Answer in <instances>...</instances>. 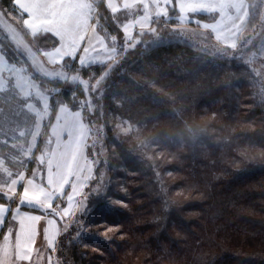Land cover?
<instances>
[{
  "label": "trees",
  "instance_id": "16d2710c",
  "mask_svg": "<svg viewBox=\"0 0 264 264\" xmlns=\"http://www.w3.org/2000/svg\"><path fill=\"white\" fill-rule=\"evenodd\" d=\"M246 1L233 46L210 29L200 34L194 20L213 22L217 12L190 13L185 22L168 8L125 40L118 23H109L116 15L98 4L97 30L119 53L72 71L84 80L105 71L91 102L82 104L72 84L59 92L87 128L78 195L84 192V214L64 230L59 225L60 264H264V0ZM0 7L14 12L33 47L58 46L50 33L29 32L14 0ZM0 52L29 68L27 55L1 32ZM138 138L160 152L156 162Z\"/></svg>",
  "mask_w": 264,
  "mask_h": 264
},
{
  "label": "crops",
  "instance_id": "0c3cea01",
  "mask_svg": "<svg viewBox=\"0 0 264 264\" xmlns=\"http://www.w3.org/2000/svg\"><path fill=\"white\" fill-rule=\"evenodd\" d=\"M100 1L119 19L116 22L120 24V30L125 40L131 39L135 30L147 28L153 17L166 15L170 4L169 0ZM138 3H141V5L137 13ZM175 3L179 18L182 20H184L183 16L185 14L210 12L216 10L217 6L220 5L226 15L231 18V12L234 9L233 4L239 3V0H215L212 2V6L208 5L209 2L207 0H175ZM14 4L25 15L24 23L31 34H37L43 31V28L49 27L48 33L58 40V46L40 53L39 56L40 59L43 58L42 62L53 74L56 73L55 68L69 60H71L74 67H88L106 64L115 56V49L108 48L101 37L102 35L96 31V28L94 29L93 18L96 10H92L91 2L88 0H14ZM26 4L32 5V7L26 10L24 8ZM40 4H46L47 7L39 8L38 10ZM236 16L235 14L231 19H235ZM239 19L242 22L245 16L242 15ZM52 21H55V23H52ZM226 25L230 28L235 27V24L232 23ZM5 61V63H2L0 60V74H3L2 77L4 79V84L0 85V91L2 93L5 92V89L10 84V88L16 91V96L19 97L22 94L21 84H28L30 81L35 85V82L27 79L22 69H18L6 59ZM31 61L34 63V58ZM14 66L21 72L20 74L15 70ZM35 66L47 70L45 67L40 66L38 62H36ZM60 67L64 68L65 66ZM8 73H15L13 78L16 80L10 81V76L6 77ZM15 81L17 82L16 86ZM31 94L33 93L30 92V95L26 96V98L21 96L20 98L0 100V109L6 106V112L5 110L0 111V194L11 193L14 195L16 191L13 188L16 187V190H18L17 187L21 186L18 191H20V194L23 193L24 197L27 199L34 197L39 199L40 203L48 205L54 202L53 195H60L68 191L67 197L69 198V193L70 195H78L84 185L83 172L79 174L77 169L80 162V153L84 147L86 127L80 114L71 113L69 109L64 107L62 111L63 121H65L63 132L59 135H50V147L48 146L47 148V158L42 165V169H48L49 171L47 182L38 180L36 176L33 178L34 176L32 175L28 178L25 173V163L34 164V161L29 162L28 157L29 155L31 156V148L35 147L37 142V139L36 141L32 139L40 138L42 131H44L41 130V127L35 130L32 123L34 121L36 123V120L39 122L46 121V114H44V117L40 114H35L32 102L38 106L40 104L43 107L49 106L47 98H44L43 103L41 101L42 98L34 97ZM30 113H33L35 117L30 115ZM32 117L33 119L31 120L30 118ZM53 118L48 125V132L54 120ZM55 138L57 145L53 147V139ZM60 139L63 140L62 143H59ZM12 171H16L15 174ZM8 186L12 187L11 192L8 190ZM25 193H28V196ZM18 195L19 193L13 196L11 205L8 204V199L5 196H1L0 216L3 211L7 213L15 212L18 207L15 206L14 202L19 199L20 196ZM35 199L31 201L33 202ZM23 210L20 211L22 214L20 216H32L34 224L31 233L34 237L31 241L22 240L23 238L20 240L15 239L12 250L15 254L16 248L22 247L21 256H25L24 248L27 251H31L32 255L37 259L39 250L46 246L36 236L40 234V227L37 225L50 220L47 227V243L54 247L57 243V225L51 217ZM1 223L2 220L0 219V225ZM19 231H21V227H19ZM36 249L37 251L35 252L34 250ZM18 262L17 260V264Z\"/></svg>",
  "mask_w": 264,
  "mask_h": 264
},
{
  "label": "rangeland",
  "instance_id": "374dc122",
  "mask_svg": "<svg viewBox=\"0 0 264 264\" xmlns=\"http://www.w3.org/2000/svg\"><path fill=\"white\" fill-rule=\"evenodd\" d=\"M89 2H91V8L92 10H96V13L94 15L93 21H94V29L96 28V31L100 34V32L97 30V28H99V25H102V18L99 17L98 18V4H101L102 1L100 0H88ZM209 2V6H212V2H214L215 0H207ZM170 4L168 6V8H176V3L175 0H169ZM227 3L231 4L230 2L226 1ZM233 4V3H232ZM141 5V3H138L137 5V13L139 12V6ZM106 6V5H105ZM234 9L231 12V18L232 16H234L235 14L237 15L235 17V19H231L229 18L225 11L221 8L220 6H217L216 10H212L210 12H217L218 16L216 18L215 21L210 22V23H206V22H201V21H196L200 27V34L204 36V30L205 29H211V32L214 36V38L216 40H218L221 43L233 46L236 43V38L237 35L239 33V31L241 30V28L243 27L244 23L246 22V19L248 17V4L246 0H239V3H235L233 4ZM167 8V10H168ZM177 9V8H176ZM209 11L207 12H203V13H210ZM244 15L245 19L244 21H240L239 17ZM97 16V18H96ZM96 18V19H95ZM189 18V14H185L183 16V21L187 22L190 19ZM118 18H115L114 21L112 20L109 23H112L113 25H116V21H118ZM239 22H241L240 24H238ZM228 23H232L235 24V27H228ZM151 24V22H150ZM150 24L147 28L150 27ZM119 28H120V24L118 23ZM108 23L104 26L105 29L108 28ZM21 21L15 17L14 12H12L9 8H5V7H0V32L2 34H4L7 39L10 41V43L12 45H15L16 48L19 49V51L24 52V54L27 55L26 59L27 62L29 63V68L26 69V67L24 65H15L18 69H22L23 73L25 74L24 76L27 79H31L35 82V85H33V83H31L29 80L28 84H21L22 91L19 97L16 96L17 92L14 91L12 88H10V84L8 86V88L5 89V92H1L0 91V100L2 99H8V98H20L21 96L26 98V96L30 95V92H32L34 97H38V98H42L41 101H43L44 103V98H47V102H49V106L47 107H43L42 104H40V106L34 104V112L35 114H40L42 115V117H44V114H46V121H37L36 123L34 121V128L35 130L40 129L44 130L42 131L41 137L40 138H33L32 140L37 139L36 145L35 147L31 148L32 154L31 156L29 155V162H33L34 164H26L25 163V173L27 175L28 178L32 176H34L33 178H35V176L38 178V180L42 181V182H47V176H48V169H42V165L45 162V159L47 158V148L48 146L50 147V135L54 136V135H59L60 133L63 132V127L65 125V121L64 117L62 115V111L63 108H67L71 111V113H77L80 114V110L79 109H72L71 107H69L67 104H65L59 96V92L60 91H64L67 85H73L71 87H76L78 88V91L82 94L83 99L81 101V103L83 104L84 101L87 102H91L90 101V97L89 94L91 91H93L96 87H98V83L99 81L103 82L104 80V74L105 71L102 72V76L96 77L94 75V73H90L88 77L85 78H80L79 75L77 73H73L72 71L74 70V66L72 65L71 60L66 61L64 64L60 65V66H65L64 68H61L60 66H58L57 68H55V74L52 73L51 70H49L45 64L42 62L43 58H39L40 53H43L44 51H39L37 48L33 47L31 44L28 43V41L24 38V36L21 33ZM147 28H143V29H147ZM92 29V28H91ZM139 30V29H137ZM121 31V30H120ZM136 31V30H135ZM134 31V34H135ZM134 34L132 36V38L134 37ZM101 37L104 39L105 44L108 48H113L115 49V56L111 59L110 62H113L115 60V58L118 56L119 53V45L115 44V43H110L107 40L106 35H104L103 33H101ZM131 38V39H132ZM125 39V37H124ZM130 40V39H129ZM130 45H123V47H125V49H127ZM29 54H31L29 56ZM33 55V57H32ZM34 58L35 62L33 63V61H31V59ZM0 60L2 63H5V59L3 58V56L0 54ZM36 62H38V64L40 66L45 67L47 70H44L42 67H38L35 66ZM108 62V63H110ZM106 63V64H108ZM14 66V67H15ZM15 67V70L20 74L21 72ZM25 67V68H24ZM16 72V73H17ZM35 73V74H34ZM72 74V75H71ZM3 75V74H2ZM2 75L0 74V85L4 84V79L2 77ZM15 75L12 73H8L9 80L12 81L13 79L16 80L15 78H13V76ZM84 77V76H83ZM13 80V81H14ZM73 80V81H72ZM7 81V80H6ZM72 81V82H70ZM17 85V82L15 81V86ZM84 94H85V98H84ZM37 98V99H38ZM31 100V99H30ZM30 103V102H29ZM6 108V106H4L2 109H0V111H4ZM6 112V110H5ZM30 115L34 116L33 113H30ZM35 117V116H34ZM54 119L51 127L48 130V125L51 122L52 118ZM81 117V116H80ZM31 120L33 119L30 118ZM82 119V117H81ZM85 125V123H84ZM86 127V126H85ZM47 128V129H46ZM86 133H87V128H86ZM138 135H139V131H137ZM34 134V131H33ZM144 138V136H142ZM57 138V137H56ZM56 138L53 139V147L57 145L56 143ZM86 138V135H85ZM85 138H84V142H85ZM67 140V139H66ZM138 140L140 142H142V146L140 147L142 150L147 149L146 151H150L151 154H147L146 152V156L152 160V162H156L157 159L160 158V152H154L152 153V150H154L153 147H148L146 142L143 141L141 138H138ZM63 140H59V143H62ZM40 143V144H39ZM39 151V152H38ZM163 153V151H161ZM161 153V156H162ZM86 154L84 152V150H81L80 153V159H79V167L77 169V173L82 174V172L84 171V161L86 159ZM30 166V168H29ZM34 167V168H33ZM13 174H15L16 171H12ZM90 179L93 178V174L90 175ZM168 173L164 174V179L167 181L168 180ZM171 181V178H169L168 182ZM84 186V185H83ZM170 185H165L166 188H169ZM26 187V185H25ZM18 190L21 189V186L17 187ZM83 188V187H82ZM8 190L11 192L12 191V187L8 186ZM13 190L16 191V193L14 195H17L19 193L18 196L19 199L16 200L15 206H17L18 208L15 210V212L12 213H7L5 211L2 212V215L0 216V219L2 220V223L0 225V264H17V260L19 261L18 264H60L59 259L57 258V246H50L48 242V237H47V227L49 225V221L50 220H46L44 222H41L40 224H38L37 226L40 227V234L36 235L40 240H42V243L46 244V246L39 250V253L37 255V259L32 255L31 251H27L23 248L24 254L26 256L25 259H18L17 256V252L19 251L20 255H21V248L17 247L15 250V254L13 253L12 247H13V243L15 242V239H21L22 240L25 239L28 241H31L32 238L34 237L33 234L31 233L30 235H26L25 231L22 227V223L25 220L26 217H31L30 215H27L26 217L24 216H20L22 215L20 213V211H22L23 209H21V206H35L38 209L42 210V212H36L38 214H42L44 216H48L53 218V220L55 221L56 225H57V235H58V229H59V225H63V230L64 228H67V223L70 218H73V216L79 212H81L82 214H84V200H85V195L83 192V195H81L80 200L78 199V195L74 194V195H70L69 193V198L67 197L68 195V191H65L64 193L67 192L66 196H65V203H64V193L60 194L59 198L57 199L56 197L58 196L57 194L53 195L54 199H53V203L52 204H48L47 206H45V204L39 203L37 204L35 201H31L29 199H27L26 197H24V194H20V191L16 190V187L13 188ZM82 191V189H81ZM80 191V192H81ZM79 192V193H80ZM180 193H177V195H179ZM11 193L7 194H0V197L5 196L6 199H8V204H12L13 200V196ZM171 196L172 197H176L175 191L172 190L171 192ZM67 198V199H66ZM78 200V201H77ZM115 204H119V205H123L121 204L120 201L114 202ZM63 205V206H62ZM60 210H58V207H60ZM28 210V209H24L23 211ZM45 210V211H44ZM32 211V210H29ZM49 211V212H46ZM189 213V212H188ZM189 215V214H188ZM59 216V217H58ZM58 218V219H57ZM58 220H61V222ZM34 221L32 219V223H31V232H32V227H33ZM19 227H21V231L18 232ZM45 228V232L43 233ZM57 239V237H56ZM38 241V240H37ZM263 249V248H261ZM35 252L37 251L34 250ZM249 252V250H248ZM259 251H257V253H259ZM14 254V256H13ZM16 255V256H15Z\"/></svg>",
  "mask_w": 264,
  "mask_h": 264
},
{
  "label": "snow or ice",
  "instance_id": "6c2138e0",
  "mask_svg": "<svg viewBox=\"0 0 264 264\" xmlns=\"http://www.w3.org/2000/svg\"><path fill=\"white\" fill-rule=\"evenodd\" d=\"M31 7H32V5H27V4L24 5V8H25L26 10H29ZM46 7H47L46 4H40V5L38 6V10H39V8H46ZM29 14H30V13H29ZM52 23H55V21H52ZM43 31H44L45 33H48V32H49V27H45V28H43ZM25 195L28 196V193H25ZM33 199H35V198H34V197L29 198L30 202H31V200H33ZM35 202H36L37 204H39V203H40V200H39V199H35ZM45 206H47V205H45ZM31 223H32V218H31V217H26L25 220H24L23 223H22V227H23V229H24L26 235H30V234H31ZM100 225H105V224H100ZM108 227H115V226H109V225H108ZM17 258H18V259H25L26 256H21L20 253H19V251H18V252H17Z\"/></svg>",
  "mask_w": 264,
  "mask_h": 264
}]
</instances>
